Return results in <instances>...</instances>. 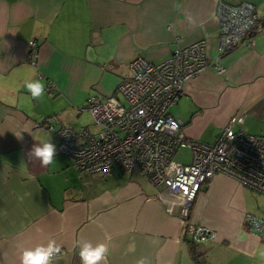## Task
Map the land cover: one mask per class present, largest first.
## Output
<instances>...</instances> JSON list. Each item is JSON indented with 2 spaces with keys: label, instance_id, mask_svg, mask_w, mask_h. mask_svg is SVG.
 I'll return each instance as SVG.
<instances>
[{
  "label": "crops",
  "instance_id": "crops-1",
  "mask_svg": "<svg viewBox=\"0 0 264 264\" xmlns=\"http://www.w3.org/2000/svg\"><path fill=\"white\" fill-rule=\"evenodd\" d=\"M248 1L264 25V0ZM217 0H0V264H22L25 248L61 246L53 264H82L79 242L109 247L106 264H264V241L248 230L246 214L264 219V195L216 174L202 187L185 220L214 239L193 242L178 211L168 214L160 188L138 171L111 176L78 171L61 152L55 132L38 127L55 118L56 129L89 127L78 109L90 97L118 98L117 86L131 77L130 62L151 63L199 39L217 57ZM39 44L37 64L29 43ZM225 69L190 80L168 109L187 137L213 144L233 116L235 130L251 134L264 121V31L252 46L219 57ZM45 83L42 101L31 99L23 79ZM94 130V128H90ZM17 135H22L18 139ZM52 139L56 166L31 156L34 145ZM165 195L167 193L163 192ZM134 245L135 251H128ZM101 264H104L102 261Z\"/></svg>",
  "mask_w": 264,
  "mask_h": 264
},
{
  "label": "built area",
  "instance_id": "built-area-1",
  "mask_svg": "<svg viewBox=\"0 0 264 264\" xmlns=\"http://www.w3.org/2000/svg\"><path fill=\"white\" fill-rule=\"evenodd\" d=\"M215 15L218 57L214 61L209 62L205 39L178 48L157 63L134 58L129 64L131 77L117 86L125 102L115 96L90 97L78 109L89 113V127L76 130L71 124H62L56 129L55 118H44L37 124L55 132L61 152L78 171L94 176H111L116 170L138 171L162 190L157 197L165 212L178 211L183 233L188 232L195 243L215 238L208 228L187 226L185 220L202 187L216 174L264 195V134L235 130L233 126L242 125L244 116L231 117L216 141L205 144L187 137L182 122L168 112L190 80L209 69L224 74L219 57L242 44L252 46L254 37L264 31L254 4L248 1L231 4L217 0ZM38 49L39 44L30 41L33 64L39 59ZM180 148L190 151L189 163L175 159ZM244 221L248 230L264 241V219L246 214Z\"/></svg>",
  "mask_w": 264,
  "mask_h": 264
},
{
  "label": "clouds",
  "instance_id": "clouds-1",
  "mask_svg": "<svg viewBox=\"0 0 264 264\" xmlns=\"http://www.w3.org/2000/svg\"><path fill=\"white\" fill-rule=\"evenodd\" d=\"M35 69L30 70L23 79V86L30 93L31 99L42 101L45 93V83L41 79L34 78ZM22 139V135H17ZM31 156L39 159L44 167L56 166L57 148L52 139H42L39 144L33 146ZM79 256L82 264H104L107 262L109 247L106 243L93 244L91 241L79 242ZM128 251L134 252V245H130ZM61 246L54 240H50L46 245L40 244L33 248H25L22 253V264H53L59 258ZM259 256L264 258V248L259 251ZM136 264H151L147 258L139 259Z\"/></svg>",
  "mask_w": 264,
  "mask_h": 264
},
{
  "label": "rangeland",
  "instance_id": "rangeland-1",
  "mask_svg": "<svg viewBox=\"0 0 264 264\" xmlns=\"http://www.w3.org/2000/svg\"><path fill=\"white\" fill-rule=\"evenodd\" d=\"M118 99H120V101L122 102L124 101V98L121 95H118ZM257 127H258L257 130H254V131L260 134H264V121L261 123L260 126H257ZM175 159L183 163H189L190 162V151L186 148H180L175 155Z\"/></svg>",
  "mask_w": 264,
  "mask_h": 264
}]
</instances>
